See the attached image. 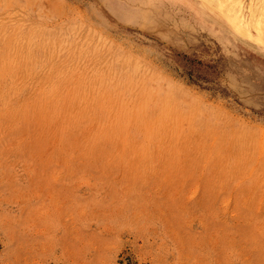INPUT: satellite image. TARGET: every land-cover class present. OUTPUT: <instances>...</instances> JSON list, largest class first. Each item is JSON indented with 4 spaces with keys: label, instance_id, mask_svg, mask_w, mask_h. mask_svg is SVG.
I'll use <instances>...</instances> for the list:
<instances>
[{
    "label": "rangeland",
    "instance_id": "rangeland-1",
    "mask_svg": "<svg viewBox=\"0 0 264 264\" xmlns=\"http://www.w3.org/2000/svg\"><path fill=\"white\" fill-rule=\"evenodd\" d=\"M261 4L0 0V264H264Z\"/></svg>",
    "mask_w": 264,
    "mask_h": 264
},
{
    "label": "bare ground",
    "instance_id": "bare-ground-1",
    "mask_svg": "<svg viewBox=\"0 0 264 264\" xmlns=\"http://www.w3.org/2000/svg\"><path fill=\"white\" fill-rule=\"evenodd\" d=\"M236 2V0H233ZM254 3V2H253ZM261 3V2H260ZM208 4V3H207ZM239 4V3H238ZM259 5V4H258ZM255 7V6H254ZM233 8V7H232ZM256 10V9H255ZM238 12V9H236ZM239 23V22H237ZM254 23L257 24L258 30L260 32H264V0H262V4L260 6L259 15L254 18ZM252 24V23H251ZM245 33V32H244Z\"/></svg>",
    "mask_w": 264,
    "mask_h": 264
}]
</instances>
